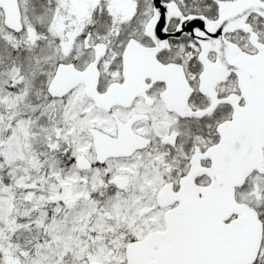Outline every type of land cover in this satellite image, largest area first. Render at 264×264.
<instances>
[{
    "label": "snow or ice",
    "instance_id": "6c2138e0",
    "mask_svg": "<svg viewBox=\"0 0 264 264\" xmlns=\"http://www.w3.org/2000/svg\"><path fill=\"white\" fill-rule=\"evenodd\" d=\"M0 264H264V0H0Z\"/></svg>",
    "mask_w": 264,
    "mask_h": 264
}]
</instances>
